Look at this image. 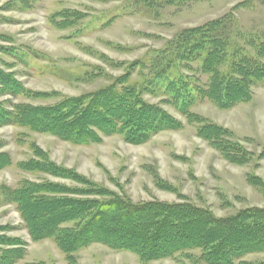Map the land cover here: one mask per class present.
<instances>
[{
    "label": "trees",
    "instance_id": "16d2710c",
    "mask_svg": "<svg viewBox=\"0 0 264 264\" xmlns=\"http://www.w3.org/2000/svg\"><path fill=\"white\" fill-rule=\"evenodd\" d=\"M189 1L195 0H131L126 10L156 16L167 6ZM14 6L8 3L5 8ZM85 18L84 13L65 9L52 14L49 22L58 30H66ZM0 53L21 62L25 56L1 45ZM151 54L147 60L111 63L122 68V74L97 90L72 97L27 89L15 72L5 70L13 68L14 62L0 59V98H5L0 101V128L13 126L82 146L110 136L143 145L160 132L183 128L182 122L164 108L170 106L225 161L249 163L253 154L233 140L229 130L192 112L191 107L207 101L220 110H229L251 101L253 89L264 83V27L247 33L229 12L180 31ZM195 73L206 77L205 83ZM134 75L137 79L132 78ZM146 95L163 99L152 104ZM45 100L51 102L35 103ZM28 148L31 158L17 165L22 171L67 180L72 185L47 179L23 180L14 188H0V204L13 205L31 240H52L67 264H78L76 254L93 244L130 252L144 263L191 255L203 264H263L244 258L264 254V208L216 217L187 200L133 203L55 164L33 142ZM11 164V157L0 153V170ZM247 181L264 190L258 178L249 176ZM156 185L176 192L163 182ZM9 230L13 228L0 227V264H17L26 255V243L6 235Z\"/></svg>",
    "mask_w": 264,
    "mask_h": 264
},
{
    "label": "rangeland",
    "instance_id": "374dc122",
    "mask_svg": "<svg viewBox=\"0 0 264 264\" xmlns=\"http://www.w3.org/2000/svg\"><path fill=\"white\" fill-rule=\"evenodd\" d=\"M130 1L0 0V45L25 55L21 62L0 53L1 60L14 62L13 68L5 70L15 72L27 89L72 97L97 90L122 74L123 69L111 63L147 60L180 31L229 12L247 33L264 27V4L259 0L180 2L165 7L156 16L144 11L129 14L126 7ZM8 3L16 6L6 10ZM65 9L84 13L86 18L73 28L58 30L49 18ZM195 75L205 83L206 77ZM145 99L157 104L163 97L146 95ZM164 108L182 122L183 128L160 132L143 145L128 144L119 136H110L103 137L100 143L82 146L13 126L0 128V153H7L12 161L9 167L0 170V188H14L23 180L45 179L72 185L67 180L28 173L17 166L31 158L28 143L33 142L55 164L133 203L187 200L207 208L216 217L264 208L263 187L247 181L253 176L264 186V83L253 89L250 102L229 110H220L207 101H198L191 107L192 112L229 130L233 140L253 154L245 165L225 161L197 137L195 127L188 125L178 111L170 106ZM159 182L172 186L176 192L160 189L156 185ZM0 227L13 228L5 234L26 243V255L17 264H67L52 240H31L13 205L0 204ZM76 260L78 264H203L191 255L144 263L130 252L99 244L80 250ZM244 260L264 264V254L247 255Z\"/></svg>",
    "mask_w": 264,
    "mask_h": 264
}]
</instances>
